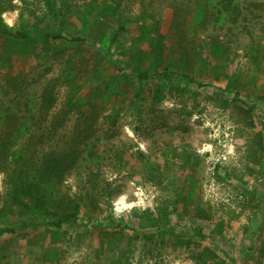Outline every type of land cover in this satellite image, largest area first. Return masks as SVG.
<instances>
[{"label":"rangeland","instance_id":"obj_1","mask_svg":"<svg viewBox=\"0 0 264 264\" xmlns=\"http://www.w3.org/2000/svg\"><path fill=\"white\" fill-rule=\"evenodd\" d=\"M26 84L53 89L59 133L95 139L98 170L61 185L83 218L60 228L0 171V227L38 225L0 238V264H264V0H0V119Z\"/></svg>","mask_w":264,"mask_h":264},{"label":"trees","instance_id":"obj_2","mask_svg":"<svg viewBox=\"0 0 264 264\" xmlns=\"http://www.w3.org/2000/svg\"><path fill=\"white\" fill-rule=\"evenodd\" d=\"M167 9L173 19L178 11L175 2L170 1ZM120 30L124 31L123 28ZM14 36L25 44L35 40L32 38L33 34L27 31H17ZM38 40L43 43L72 42L97 47L96 43L87 39L52 32H41ZM115 40L113 36L111 43ZM98 48L107 56L100 47ZM186 70L177 69L167 77L171 78ZM135 78L144 81L147 76L138 74ZM32 87L26 84L18 95V104L21 107L19 110L22 114L18 116L12 109L6 108L5 118L0 119V171L8 176L10 174L12 199L22 205L29 215L50 218L57 228L78 225L79 220L83 218L80 203L71 199L70 206H63L59 197L61 185L74 172L80 176H94L95 170H98L92 166L97 151L96 141L85 133L71 136L59 133V123L54 124L44 118L54 108L53 89L43 87L38 91ZM68 102L70 107L75 105L73 100ZM32 107H37L35 112L40 116L35 113L26 115L27 112H32ZM59 130L61 131L62 127ZM33 147L38 149L33 150ZM103 189V196L110 200L111 184L107 182ZM37 226L34 221H27L17 227H0V238L16 236ZM252 254L254 262L264 257V239L258 250Z\"/></svg>","mask_w":264,"mask_h":264},{"label":"clouds","instance_id":"obj_3","mask_svg":"<svg viewBox=\"0 0 264 264\" xmlns=\"http://www.w3.org/2000/svg\"><path fill=\"white\" fill-rule=\"evenodd\" d=\"M9 23H11V21H9Z\"/></svg>","mask_w":264,"mask_h":264}]
</instances>
